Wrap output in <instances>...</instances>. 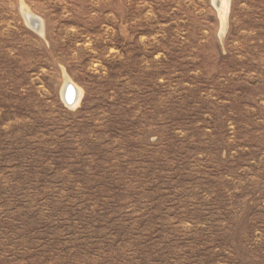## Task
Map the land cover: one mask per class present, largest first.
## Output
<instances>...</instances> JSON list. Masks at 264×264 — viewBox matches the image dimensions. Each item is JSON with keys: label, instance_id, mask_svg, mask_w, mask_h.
Listing matches in <instances>:
<instances>
[{"label": "rangeland", "instance_id": "374dc122", "mask_svg": "<svg viewBox=\"0 0 264 264\" xmlns=\"http://www.w3.org/2000/svg\"><path fill=\"white\" fill-rule=\"evenodd\" d=\"M0 264H264V0H0Z\"/></svg>", "mask_w": 264, "mask_h": 264}, {"label": "bare ground", "instance_id": "6f19581e", "mask_svg": "<svg viewBox=\"0 0 264 264\" xmlns=\"http://www.w3.org/2000/svg\"><path fill=\"white\" fill-rule=\"evenodd\" d=\"M221 6L223 8V14L224 16H226L227 13V9H228V0H220ZM27 16L29 18H32L31 15L29 13H27ZM33 22H36L37 20L32 18ZM37 29L39 28L36 25ZM65 95H66V101H65ZM62 100L65 103V105L67 106H76L80 100V91L78 90V88L76 86H74L73 83L67 82L62 90Z\"/></svg>", "mask_w": 264, "mask_h": 264}, {"label": "water", "instance_id": "95a60500", "mask_svg": "<svg viewBox=\"0 0 264 264\" xmlns=\"http://www.w3.org/2000/svg\"><path fill=\"white\" fill-rule=\"evenodd\" d=\"M65 101H66V95H65Z\"/></svg>", "mask_w": 264, "mask_h": 264}]
</instances>
